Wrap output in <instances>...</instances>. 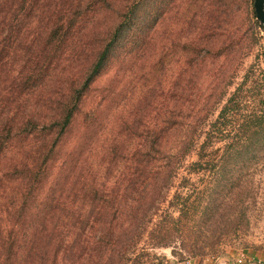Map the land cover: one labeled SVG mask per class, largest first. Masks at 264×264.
I'll return each instance as SVG.
<instances>
[{
	"label": "trees",
	"instance_id": "16d2710c",
	"mask_svg": "<svg viewBox=\"0 0 264 264\" xmlns=\"http://www.w3.org/2000/svg\"><path fill=\"white\" fill-rule=\"evenodd\" d=\"M147 4L148 0H0L1 252L20 251L18 242L24 245L26 254L34 256L33 263L40 262L46 253L39 246L40 238L49 236L48 240L61 245L57 246L61 264H114L115 260L118 264H135L131 255L140 240L150 239L153 245L162 247L183 246L191 226L200 229V222L206 216L213 218L219 209L211 206L213 196L204 200L212 195L211 184L197 189V195L187 202L181 197L184 184L176 188V180H187L183 173L224 176L228 166L235 165L224 159L226 155L242 149L257 152L254 139L264 133V96L246 103L234 129L225 127L238 115L241 93L237 87L228 96L221 90L212 101L209 94L200 98L207 124L199 132L183 128V120L193 115L189 102L184 114L177 104L163 112L151 108L149 126L142 127V118L136 124L127 120L122 123L124 129L118 135L133 137V148L123 154L121 144L107 145L108 166H102V175L91 174L94 179L85 182L82 170L87 164L82 169L79 156L87 149L81 150V145L55 165L52 176L49 174L58 146L77 114H82L84 124L81 144L93 143L90 127L97 108L81 111L82 100L119 46L124 42L135 43L134 47L143 44L149 26ZM249 4L254 26L263 32L255 19L252 0ZM99 12L109 14L112 20L98 31L97 39L92 38L91 45L82 30L90 19L98 20ZM214 13L218 22L223 12ZM226 14L230 16L228 6ZM216 22L213 28L218 29ZM234 33V37L228 34V42L238 39ZM87 51L89 61L84 59ZM262 55L264 59V45ZM40 90H48L47 95L40 96ZM30 99L41 100L45 110L41 104L36 110ZM100 101L104 102L102 98ZM200 134L202 142L197 144ZM217 142L222 144L220 157L208 158L207 153L220 150L214 145ZM192 154L196 158H190ZM114 165H121L115 178L111 175ZM48 179L57 189H51L43 202L30 206L36 198L34 193ZM65 185L69 192L63 194ZM171 188H175L171 208L162 209ZM6 189L12 193L9 200L10 191L5 193ZM76 200L79 202L74 206ZM36 243V249L29 250ZM139 264L162 263L152 255Z\"/></svg>",
	"mask_w": 264,
	"mask_h": 264
},
{
	"label": "rangeland",
	"instance_id": "374dc122",
	"mask_svg": "<svg viewBox=\"0 0 264 264\" xmlns=\"http://www.w3.org/2000/svg\"><path fill=\"white\" fill-rule=\"evenodd\" d=\"M221 1L222 3H216V0H148L145 11L149 16V26L143 44L134 47L135 43L132 45L124 42L119 46L110 55L82 100L81 111L97 108L95 121L90 127L93 143L87 144L88 146L81 144L79 138L84 124L82 114H77L70 132L58 146L57 159L49 169L51 176L55 173V165L68 158L78 145L82 146L81 150L87 149L85 155L79 156L82 169L87 164L86 169L82 170L83 174L86 173L85 182L94 179V176L90 177L91 174L99 176L102 166L107 165V145L111 142L121 144L125 149L123 154L133 148V137L128 139L118 135L124 129L122 123L127 120L136 124V120L142 118V127L149 126L151 108L163 112L177 104L181 108L180 113L184 114L189 102L192 105L190 114L193 115L183 120V128H194L199 132L207 124L200 98L205 99L209 94V101H212L221 90H226L228 96L235 88L240 87L238 115L225 123V127L234 129L245 113L246 103L264 96V33L254 26L249 0ZM227 6L229 17L226 14ZM216 10L223 12L218 22L214 13ZM97 15L98 20L90 19L82 30L85 40L91 45L92 38L97 39L98 31L108 26L112 20L109 14L99 12ZM215 22L219 25L218 29L213 28ZM230 33L232 37L233 33L238 37L231 38V43L228 42ZM87 47L89 48L88 45ZM89 53L87 51L84 55L85 61L91 59ZM214 76V81L217 79L215 85L212 82ZM47 92L48 90H40L39 95L45 97ZM29 102H32L36 110L40 109V104L45 110L41 100L35 102L30 99ZM207 104L206 99L205 107ZM215 114L214 112L209 116V124L213 122ZM213 126L216 127L217 124ZM254 140H257L256 153L242 149L225 156L224 159L235 163L234 167L228 166L225 177L222 174L212 177L209 173H183L187 180H176V188L184 184L181 197L186 198L187 202L197 195V189L204 184H211L212 195L209 194L204 200L212 199L213 196L211 206L219 210L213 218L206 216L200 222V229L191 226V233L186 236L188 242H184L183 246L172 244L162 247L153 245L154 241L150 239L140 240L137 250L131 255L135 264L152 255L160 258L162 264H218L231 261L238 252L264 264V133ZM237 141L239 143L241 140ZM201 142L200 134L197 144ZM214 145L220 147V150L206 155L218 160L222 144L217 142ZM190 158L196 156L192 154ZM120 166L114 165V171L111 172L114 178L118 175ZM65 187L67 185L63 189ZM51 189L55 190L57 187L52 188L48 179L34 193L36 198L32 199L30 206L43 202L42 198L50 195L53 191ZM174 189L171 188L168 192L161 205L162 209L171 208ZM8 190L10 194L6 200L12 196L11 190ZM66 191L68 193L69 189H64L63 194ZM78 202L76 200L73 205L77 206ZM48 238L49 236L40 238L39 246L46 251L40 262L35 260L33 263L34 256L28 252L26 254L24 245L16 242L21 250L11 253L1 250L0 264H61L60 247H57L61 245L58 244L59 241ZM36 246L37 243L29 250L36 249ZM114 264L118 262L115 260Z\"/></svg>",
	"mask_w": 264,
	"mask_h": 264
},
{
	"label": "built area",
	"instance_id": "2783aa9c",
	"mask_svg": "<svg viewBox=\"0 0 264 264\" xmlns=\"http://www.w3.org/2000/svg\"><path fill=\"white\" fill-rule=\"evenodd\" d=\"M218 264H262L260 260L252 258L244 254L243 252H238L232 258L231 261L220 262Z\"/></svg>",
	"mask_w": 264,
	"mask_h": 264
},
{
	"label": "water",
	"instance_id": "95a60500",
	"mask_svg": "<svg viewBox=\"0 0 264 264\" xmlns=\"http://www.w3.org/2000/svg\"><path fill=\"white\" fill-rule=\"evenodd\" d=\"M255 19L264 33V0H252Z\"/></svg>",
	"mask_w": 264,
	"mask_h": 264
}]
</instances>
